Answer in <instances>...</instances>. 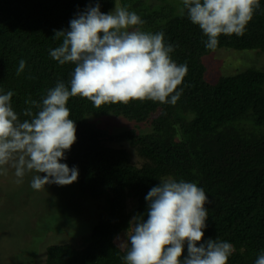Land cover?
I'll use <instances>...</instances> for the list:
<instances>
[{"label":"trees","instance_id":"trees-1","mask_svg":"<svg viewBox=\"0 0 264 264\" xmlns=\"http://www.w3.org/2000/svg\"><path fill=\"white\" fill-rule=\"evenodd\" d=\"M97 4L105 14L125 7L141 18V31L163 32L174 47L171 58L188 71L175 105L147 100L96 108L86 98L69 99L77 140L60 162L78 168V180L66 185L77 202L62 204L57 231L67 230L72 215L86 227L75 234L77 244L47 246L44 264H124L130 244L123 249L118 238L127 240L133 217L147 219L146 196L168 178L195 183L212 201L205 205L204 242L231 243L228 264H255L264 251V70L224 65L211 82L206 59L219 50L264 53V0L243 35H221L214 51L199 26L180 14L181 0H0V94L14 93L21 121L28 119L27 100L42 102L57 82L70 88L75 65L50 56L62 43L55 31L70 30L72 19ZM20 60L26 64L17 75ZM110 115L131 125L112 132L92 121ZM244 119L261 128L258 135L236 125Z\"/></svg>","mask_w":264,"mask_h":264},{"label":"clouds","instance_id":"clouds-1","mask_svg":"<svg viewBox=\"0 0 264 264\" xmlns=\"http://www.w3.org/2000/svg\"><path fill=\"white\" fill-rule=\"evenodd\" d=\"M180 14L199 26L207 37L205 47L214 51L221 35H243L260 8V0H181ZM143 21L133 11L116 6L105 14L99 5L89 7L72 19L70 30L55 31L62 43L50 51L60 65H75L70 88L57 82L42 102L27 100L21 121L12 107L14 93L0 94V174L14 169L17 182L26 173H37L34 190L45 185H71L78 180V168L60 161L76 142V125L66 106L71 97L86 98L94 107L147 100L175 105L187 64L170 56L171 44L164 33L141 31ZM19 61L17 75L25 69ZM33 108L36 111H33ZM43 173L45 175L41 176ZM147 219L133 217L127 232L130 244L124 264H228L234 252L228 242L203 241L208 219L205 205L211 203L195 183L168 178L150 189ZM199 245V246H198ZM185 246L187 255H184ZM255 264H264L262 251Z\"/></svg>","mask_w":264,"mask_h":264},{"label":"rangeland","instance_id":"rangeland-1","mask_svg":"<svg viewBox=\"0 0 264 264\" xmlns=\"http://www.w3.org/2000/svg\"><path fill=\"white\" fill-rule=\"evenodd\" d=\"M256 52L217 51L214 56L206 59L208 80L217 81L218 76L226 68L224 65L227 67L238 65L242 68L258 66L264 70V53ZM227 74L232 73H225ZM92 121L101 127H108L112 132L131 125L126 119L111 115L93 118ZM246 121L248 120H241L236 125L241 129L246 125L248 135H258L261 128L254 129L253 126H248ZM36 174L26 173L19 183L14 175V169L10 167L7 174H0V264H44L47 246L65 242L77 244L79 240L75 239V234H79L80 229L86 227V222L81 217L76 219L72 215L68 217L67 230L57 231L61 224L62 204L72 205L77 202L73 201L75 190L70 186L61 188L55 184L45 185L42 191L34 190L31 181ZM50 200H53L51 204ZM65 208L75 210L73 206ZM126 242V238L123 237L117 240L119 246Z\"/></svg>","mask_w":264,"mask_h":264}]
</instances>
